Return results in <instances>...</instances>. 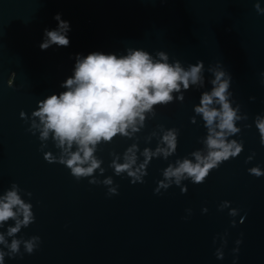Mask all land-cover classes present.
Masks as SVG:
<instances>
[{"label": "water", "instance_id": "water-1", "mask_svg": "<svg viewBox=\"0 0 264 264\" xmlns=\"http://www.w3.org/2000/svg\"><path fill=\"white\" fill-rule=\"evenodd\" d=\"M256 3L264 8V0H0V195L19 185L36 219L16 236L41 237L33 253L21 245L23 256H6L5 264H264V175L248 171L264 169V144L255 125L258 115L264 117V14ZM57 13L70 22V45L41 50L44 30L58 26ZM128 48H143L153 58L165 51L170 63L179 60L185 68L203 60L204 84L181 88L183 102L173 93L177 99L156 106V117L132 138L118 135L99 146L105 172L97 170V179L112 176L119 185V194L109 196L108 186L90 184L91 177L77 181L65 165L46 161L44 152L58 149L49 140L41 151L39 133L28 131L30 121L20 112L31 116L40 100L65 90L61 84L74 74L77 54L127 55ZM215 66L231 75L229 99L240 106L238 115L248 116L229 137L242 142L243 150L204 183L184 180L157 194L163 169L203 150L207 129L202 117L195 123L192 117L202 93L213 87L207 69ZM170 128L179 129L177 151L167 160L154 157L144 183L133 184L109 167L115 158L110 153L123 162L133 143L141 152L155 149ZM226 200L230 207L221 210ZM231 208L240 209L239 215L230 216ZM9 226L14 221L0 231ZM6 238L10 243L12 237Z\"/></svg>", "mask_w": 264, "mask_h": 264}, {"label": "clouds", "instance_id": "clouds-1", "mask_svg": "<svg viewBox=\"0 0 264 264\" xmlns=\"http://www.w3.org/2000/svg\"><path fill=\"white\" fill-rule=\"evenodd\" d=\"M255 9L264 14V8L259 3L255 4ZM54 19L58 21V26L44 30L41 50L53 45H70L67 35L70 22L62 19L60 13ZM204 69L203 60L185 68L179 60L170 63L169 54L165 51H157L156 58H153L143 48H128L127 55L102 51H93L86 56L77 54L74 74L61 84L65 90L40 100L31 116L25 111H21L20 116L26 123L30 121L28 131L33 135L39 133L41 151L48 146L49 140L58 149V154L51 150L44 152L46 161L65 165L77 181L91 177L90 184H103L108 186L109 196L118 195L119 185L114 183L112 176L101 181L95 175L97 170L100 174L105 172L103 159L96 154L99 146L112 143L118 135L132 138L146 126L147 119L156 117V106H167L177 99L173 93H179L178 99L183 102L181 88L187 91L190 85L203 86ZM207 70L214 77L211 80L213 87L202 93L199 104L194 106L195 115L192 117V123L196 122V116L202 117L207 129V136L202 140L203 150H195L190 154L191 158L177 159L175 164L163 169V179L155 189L157 194L173 184L180 186L184 180H191L194 184L204 183L212 170L230 158L237 157L243 150L242 142L229 139L240 132L237 122L248 119L246 114L238 115L240 106L234 108L229 99L232 95L229 92L232 77L219 66ZM255 125L260 133V142L264 144V117L258 115ZM160 127L163 128V125ZM178 137L179 129H164L155 149L145 147L141 152L138 144L133 143L123 153V162H120L121 157L115 152L110 153L115 158L109 167L114 169L117 176L126 173L133 184L144 183L148 166L154 157L167 160L176 153ZM254 155L249 156L246 163ZM139 156L144 159L138 163ZM248 171L256 177L264 175V169L260 166L251 167ZM182 192L186 193V186ZM27 194L32 195L31 192ZM230 204L226 200L219 207L223 210L229 208ZM203 211L207 212V208ZM188 212L191 213V209ZM239 212L240 209L231 208L229 215L237 216ZM35 219L33 205L22 199L17 183L0 195V229L9 220L14 221V226H9L6 232L0 231V245L3 246L0 247V264H5L6 256L22 257L21 245L29 254L40 246L41 237L38 235L29 239L16 236ZM232 224L235 226V221ZM6 237H12L10 243ZM242 242L241 238L236 244ZM226 244L227 240L224 239L223 246ZM233 252H239V247ZM216 256L223 259V251L217 249Z\"/></svg>", "mask_w": 264, "mask_h": 264}]
</instances>
